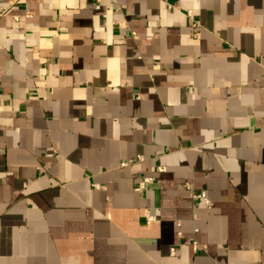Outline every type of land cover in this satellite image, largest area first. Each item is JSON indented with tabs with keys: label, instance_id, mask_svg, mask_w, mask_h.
I'll list each match as a JSON object with an SVG mask.
<instances>
[{
	"label": "crops",
	"instance_id": "0c3cea01",
	"mask_svg": "<svg viewBox=\"0 0 264 264\" xmlns=\"http://www.w3.org/2000/svg\"><path fill=\"white\" fill-rule=\"evenodd\" d=\"M96 2L0 0V264H264V0Z\"/></svg>",
	"mask_w": 264,
	"mask_h": 264
},
{
	"label": "built area",
	"instance_id": "2783aa9c",
	"mask_svg": "<svg viewBox=\"0 0 264 264\" xmlns=\"http://www.w3.org/2000/svg\"><path fill=\"white\" fill-rule=\"evenodd\" d=\"M100 7H101V0H97L96 2V5H95V8L97 10H100ZM165 171L164 168H159V172L160 173H163ZM152 182V179L151 178H145L143 179L140 183H139V186H138V189L140 191H145L146 188H147V185H149L150 183ZM187 189L189 191L192 190V188L190 186H187ZM195 198V201L200 204V205H203L207 208H211L212 207V202L211 200L208 198L207 194L205 192H200V193H197L195 194L194 196ZM156 221V218L152 215H147V222H154ZM173 254V253H172Z\"/></svg>",
	"mask_w": 264,
	"mask_h": 264
}]
</instances>
